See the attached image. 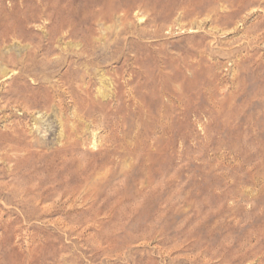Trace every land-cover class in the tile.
<instances>
[{
    "label": "rangeland",
    "instance_id": "1",
    "mask_svg": "<svg viewBox=\"0 0 264 264\" xmlns=\"http://www.w3.org/2000/svg\"><path fill=\"white\" fill-rule=\"evenodd\" d=\"M0 99V264H264V0H0Z\"/></svg>",
    "mask_w": 264,
    "mask_h": 264
},
{
    "label": "bare ground",
    "instance_id": "2",
    "mask_svg": "<svg viewBox=\"0 0 264 264\" xmlns=\"http://www.w3.org/2000/svg\"><path fill=\"white\" fill-rule=\"evenodd\" d=\"M75 10V9H74ZM68 31V30H67ZM55 32V31H54ZM259 38V37H258ZM60 92V91H59ZM42 95V94H41ZM1 100V99H0ZM45 101V100H44ZM32 102V101H31ZM11 103V102H10ZM26 104V103H25ZM27 106V105H26ZM26 108H28V107H26ZM65 108V107H64ZM25 109V108H24ZM27 112V111H26ZM17 123V122H16ZM27 126V125H26ZM71 129V128H70ZM73 130H74V128H73ZM12 132V131H11ZM75 132H76V130H75ZM69 134V133H68ZM76 134V133H75ZM80 134V133H79ZM79 134H78V136H79ZM85 135V134H84ZM83 136V135H82ZM68 138V137H67ZM71 139H72V137H71ZM29 140V139H28ZM5 160V159H4ZM10 163V162H9ZM80 172V171H79ZM80 178V177H79ZM3 186V185H2ZM1 186V187H2ZM8 186V185H7ZM43 187V186H42ZM41 187V188H42ZM29 192L30 193H32V191L31 190H29ZM38 192V191H37ZM41 192V191H40ZM90 196V195H89ZM88 196V197H89ZM28 197V196H27ZM41 197V196H40ZM92 197V196H91ZM90 198V197H89ZM256 232V231H255ZM132 257V256H131ZM206 258H207V256H206ZM211 258L212 259H218V261H220V262H223V263H227V264H232V260H230V258L228 257V255H227V253L226 254H219V255H216V254H212L211 255ZM234 263V262H233ZM213 264V263H212Z\"/></svg>",
    "mask_w": 264,
    "mask_h": 264
}]
</instances>
